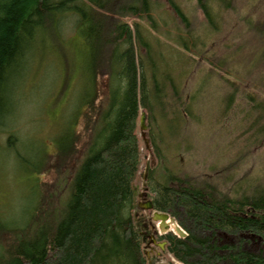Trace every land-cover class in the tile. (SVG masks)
I'll return each instance as SVG.
<instances>
[{
	"label": "trees",
	"instance_id": "trees-1",
	"mask_svg": "<svg viewBox=\"0 0 264 264\" xmlns=\"http://www.w3.org/2000/svg\"><path fill=\"white\" fill-rule=\"evenodd\" d=\"M155 1L0 0V156L7 159L18 143L16 127L8 123L21 110L16 79L39 42L61 39L73 26L89 46L91 73L73 120L69 152L60 158L57 148L38 143L41 166L32 170L60 173L74 160L73 173L68 181L59 177L56 193H44L43 184L35 183L25 223L0 213V264H148L141 232L148 234L156 224L138 208L143 193L152 204L148 215L167 214L186 232L184 238L158 235L166 240L165 253L178 263L264 264V171L250 174L248 166L225 175L232 168L225 166L207 179L173 172L155 182L158 152L153 147L152 161L140 175L139 112L148 114L150 89H157L153 73L147 85L146 63L152 72L149 55L164 34L151 16ZM167 2L195 51L186 50L183 34L175 37L178 45L205 58L207 73L215 72L223 82L221 103L225 113L231 112L228 120L235 127L248 123L240 127L242 135L253 131L252 146L239 158L253 155L264 144V0H195L206 39L194 33V21L180 5ZM128 17L133 19L127 22ZM135 18L148 20V27ZM102 77L109 83L103 97ZM54 195L58 204L52 207Z\"/></svg>",
	"mask_w": 264,
	"mask_h": 264
},
{
	"label": "rangeland",
	"instance_id": "rangeland-1",
	"mask_svg": "<svg viewBox=\"0 0 264 264\" xmlns=\"http://www.w3.org/2000/svg\"><path fill=\"white\" fill-rule=\"evenodd\" d=\"M174 1L194 21V33H200L206 39L203 12L196 7L195 0ZM241 1L248 4L249 0ZM151 16L157 22L159 34L164 33L159 35L162 43H156L159 45L156 48L154 46L155 52L149 55V59L154 63L152 72L148 70L146 63V74L149 77L147 85L151 84L152 73L157 84V89L154 86L150 89L148 101L152 108H149L146 115V132L158 152V161L152 172L153 181L159 182L162 176L166 177L176 170L175 173L197 177L198 180L207 179L208 176L214 175L215 171L223 170L222 167L225 166L232 167L224 172L225 175L235 170L239 172L248 166L250 174L262 173L264 144L260 149H254L253 155L239 158L252 146L253 131L248 128V134L242 135L240 127L245 129L248 123L237 124L235 127L233 121L228 120L231 112L225 113L221 103L225 91L223 82L221 85L215 72L207 73L206 68L209 67L205 58L195 57L193 52L186 53L178 45L175 37L183 34L189 41V48L186 50L195 51L190 44L189 34L185 31L182 33L183 29L178 25L167 0H156ZM126 19L130 22L133 18ZM134 20L145 25L148 21L144 18ZM238 24L241 26V23ZM69 25L71 24L66 27ZM79 29L77 27V31ZM221 31L220 28L219 32L214 34L215 41L221 36ZM88 47L84 46L72 26L64 32L61 39L47 38L39 42L34 55L29 58L16 79L19 84L16 94L17 99L21 101V110L16 112L14 119H10L8 123L11 127H16L13 131H16L18 140L15 139V143H18L7 159L0 156V213L11 214L10 219L16 223H25L28 220V213L24 214V211L33 200L34 193H31L37 181L43 184L44 193H56L60 190L59 177L62 176L63 181H68L73 173L74 160L66 165L67 167L61 168L60 173L55 169H43L38 172L32 170L41 166V157H37L38 143L48 150L57 148L60 158L71 148V132L75 128L73 120L81 95L87 89V81L91 77L87 66L90 53ZM98 81L100 95L103 97L109 92L108 79L102 77L98 78ZM170 81H173L174 87ZM248 117H251V114ZM76 127L77 131L80 130V119ZM137 131L142 157L140 175L144 177L151 156L140 129ZM6 143L4 140V144ZM17 154L23 156L27 163L17 158ZM220 177H223V174ZM62 179L60 183L63 184ZM57 198L54 195L49 201L52 207L58 204ZM143 206L144 201H140L138 208L143 209ZM143 213L149 219L150 215L144 209ZM153 219L158 229H161L157 218ZM165 231L172 232L168 229ZM150 261V264H178L168 253Z\"/></svg>",
	"mask_w": 264,
	"mask_h": 264
},
{
	"label": "flooded vegetation",
	"instance_id": "flooded-vegetation-1",
	"mask_svg": "<svg viewBox=\"0 0 264 264\" xmlns=\"http://www.w3.org/2000/svg\"><path fill=\"white\" fill-rule=\"evenodd\" d=\"M146 136L149 139L151 149H153V146L151 144V139L149 138L148 132H146ZM176 171H172V172H176ZM141 198L142 199L140 201H142V202L143 201H147L146 197H144V194L141 195ZM140 201L138 202V204L140 203ZM148 220L154 221L152 219V214L150 215ZM155 224H156V222H155ZM158 228L159 227H157V225H155V227L151 226L150 232L148 234H146V231H142L141 232V234H143V241H145V243L143 244V249H144V254H145L146 258L148 259V264H150V262H151L150 260L157 259L160 255H162V254H164L166 252V240L163 239V240L159 241L158 240V235L159 236L166 235L168 232L161 231V229H158ZM176 236L180 237V238H184L185 237V236H179V235H176ZM161 243H163L162 247L159 246V244H161Z\"/></svg>",
	"mask_w": 264,
	"mask_h": 264
},
{
	"label": "water",
	"instance_id": "water-1",
	"mask_svg": "<svg viewBox=\"0 0 264 264\" xmlns=\"http://www.w3.org/2000/svg\"><path fill=\"white\" fill-rule=\"evenodd\" d=\"M139 129H140V132H141V136L143 137V139H144V141H145V143H146V147H147V149L149 150V152H150V146H149V139L147 138V136H146V129H147V125H146V113H145V111H141V113H140V116H139ZM151 161H152V159H151ZM145 176V175H144ZM144 208V210H146V209H151L152 208V204H151V202L150 201H144V206H143ZM162 216H166V219H168L169 218V216L167 215V214H162V213H157V212H154L153 214H152V219L154 218V217H156L157 218V220L159 221V218L160 217H162ZM154 220V219H153ZM170 220H172L173 221V219L172 218H170ZM179 227V226H178ZM180 228V227H179ZM181 229V228H180ZM182 230V229H181ZM183 231V230H182ZM184 232V231H183ZM175 234V233H174ZM177 235V234H176ZM186 235V233L184 232L182 235H179V236H185ZM159 246L160 247H162L163 246V243H161V244H159Z\"/></svg>",
	"mask_w": 264,
	"mask_h": 264
},
{
	"label": "bare ground",
	"instance_id": "bare-ground-1",
	"mask_svg": "<svg viewBox=\"0 0 264 264\" xmlns=\"http://www.w3.org/2000/svg\"><path fill=\"white\" fill-rule=\"evenodd\" d=\"M149 146H150V142H149ZM148 150V149H147ZM151 151H152V149H151V146H150V152H149V150H148V153H149V155H150V153H151ZM17 157H19V158H21L22 157V161H24V158H23V156H17ZM159 226H160V228L161 229H163L164 231L165 230H167V229H169V230H171L173 233H175V234H177V235H182L184 232L178 227V225H176L173 221H171V220H168V219H166V216H162V217H160L159 218ZM178 264H181V263H178Z\"/></svg>",
	"mask_w": 264,
	"mask_h": 264
}]
</instances>
